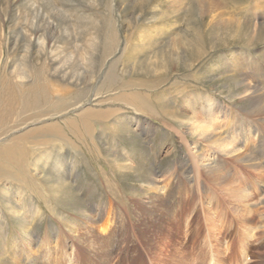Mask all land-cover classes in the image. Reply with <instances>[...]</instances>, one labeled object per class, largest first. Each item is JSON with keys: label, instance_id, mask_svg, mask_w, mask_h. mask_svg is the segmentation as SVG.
<instances>
[{"label": "rangeland", "instance_id": "374dc122", "mask_svg": "<svg viewBox=\"0 0 264 264\" xmlns=\"http://www.w3.org/2000/svg\"><path fill=\"white\" fill-rule=\"evenodd\" d=\"M254 1L220 0L217 18L204 13L207 0H0V87L14 98L0 144L23 145L30 172L0 159V264H264V204L259 215L254 207L249 240L231 200L220 195L208 207L226 191L190 148L183 119L191 118L167 113L175 99L207 91L223 105L238 99L221 60L232 51L252 76L264 75L255 50L264 13L255 33L236 25L254 22ZM85 110L94 117L83 139L76 119ZM41 128L63 138L52 142ZM29 130L34 138L21 139ZM249 144L264 153L259 137ZM223 163L225 184L244 188L236 173L245 166ZM246 176L259 195V174Z\"/></svg>", "mask_w": 264, "mask_h": 264}, {"label": "bare ground", "instance_id": "6f19581e", "mask_svg": "<svg viewBox=\"0 0 264 264\" xmlns=\"http://www.w3.org/2000/svg\"><path fill=\"white\" fill-rule=\"evenodd\" d=\"M207 2L209 4V6H211V7L208 8L207 5H206L205 9H204V13H207V14H209L211 16H214V17H217V18L220 15H223V14H221L218 11V8H219L218 4H219L220 0H207ZM225 2L228 4V0H225ZM179 6H181V5H178V7ZM251 8L253 10H252V13H249V15L250 16H255L254 22L253 21L249 22V21H246V20L243 21V20L240 19L241 21L240 20L237 21L236 25H237V27H242V28L244 26H246V27L247 26H251L249 28H252L253 32L255 33L256 31H258L257 29L261 28V26H259L257 18L262 13H264V0H255L254 1V5L252 3ZM249 10H250V8H249ZM252 25H254L255 27H253ZM244 29H246V28H244ZM261 34L262 33L260 32V35ZM254 39H256V38H254ZM259 42H261V41H259ZM259 42H255V43L257 44ZM255 43H253V44H255ZM175 45L177 46V43ZM255 50H256V56L258 58H263L264 59V46L262 48H256ZM229 52H231V51H229ZM242 55H243L242 52L232 51V57L229 60V62H227V58L221 57V60L225 62V64H224L225 68L227 69L228 73H230L231 85L234 86L235 89L238 90V94H237L238 99L231 100L229 102V105L228 104L227 105H223V104H221V103H224L222 101V99H220L219 97L213 96L212 93H210V92H208L206 90L207 92H205V94L203 96L202 95L201 96L190 95L189 97H184L183 101L182 102L179 101V103H177V100L175 99V101L171 102L172 106H167V107L171 108V110L168 111L167 113L172 115V116H175V120H177V121L178 120L181 121V119L178 118V115L179 116L182 115L184 117L189 116L191 118V119L189 118L191 121H189L188 119H183V120L186 121V125H183L185 127L184 132L187 134L185 137H186L187 140H190L191 143L193 142L192 143L193 146L190 145V148H192L193 152L197 155V161L200 163V166L202 167V169L204 171H206V173L208 174L210 180H214V181L215 180H220L217 185L222 186L224 188V190L226 191V194H219V195L215 194L214 192L213 193L211 192L212 195L209 197V200L207 201V203H208L207 206L211 207L212 204H214L216 201H219L218 198H219L220 195L223 198L226 197V199L228 198V200H231V201H229L232 204L230 206H232V208H235L234 211H236V213H238V216H239V218L241 220V223L243 224V236L246 237L245 238L246 240H249L251 238V233L255 232L253 230H255L256 227H257V226H254V223L253 224L250 223V219L253 218L254 215L256 214L255 213L256 211H255L254 207L255 206L257 207L258 205L264 204V175H263L264 168L262 166H260L261 165L260 160L263 159L262 161H264V158L263 157H259V156H264V153L262 154V153H258L257 152V150H258L257 148H259V146L256 149H255V147H250L251 144H249L247 146V143H249V142H251V143L253 142L254 143L256 141L257 137L260 138V141L262 143L261 144V148H262V145L264 146V75L261 78L252 76V74L247 69L244 68L245 67L244 66L245 59H243ZM112 76H113V74H112ZM178 80H179V78H178ZM153 83H154V81H153ZM182 84H185V83L182 82ZM176 85L177 84H175V87H176ZM2 86L0 87V129H2L3 131H8L4 127L8 124V119H9V117H11V114H13L12 113V110H13V108H12L13 107V101L12 100L14 98H11L13 96H11V97L7 96V91L5 90V86L4 85H2ZM181 86H183V85H181ZM185 87L182 88V89H180V86L178 87V89L181 90V95L182 96H185V95L188 94L187 90H185ZM187 87H188V85H187ZM168 89H171V88H168ZM171 93H169V94H171ZM169 94L168 93L167 94L164 93V95L166 97L165 98L166 102L171 101L169 99V96H168ZM141 96H144V95H141ZM183 103L185 105H187V108L189 106H192V105H194V106L198 105L199 106V104H200L201 105V109L199 111L195 107V108L192 109L193 112L188 111V110H191V109H188V110L184 111L182 109L183 108L182 106L184 105ZM237 103H239V104L245 103V105L244 106H239V105H237ZM148 111H149V109H148ZM78 117L79 118L76 119V124L79 123V124L83 125L84 132H83L82 136H83V139H84L85 137H88L89 134H91V130H92L91 126L88 124L89 122L86 123L88 121V120L86 121V119L87 118H91L92 119L94 117V114H93L92 111L85 110L82 114L80 113V116H78ZM181 122H182L181 124H185L184 121H181ZM76 124H75L74 120H71L70 122H67V125L69 127H72V126H74ZM52 129H54V128H52ZM41 131H42V128H41ZM55 131H57V133H56V135L58 136V137L56 136L57 138H55V135L46 134V131H44L46 135H49V139H50V137H53L52 142H54L56 140H59L60 138L61 139L63 138V136L60 133L62 131V130L60 131V128L59 129H55ZM77 131H78V129H77ZM34 132H35V130H34ZM44 132L42 131L40 133L44 134ZM73 132H74V130H73ZM31 134H32V131L27 132V133H23V136L21 137V139L25 140V139L31 138V140H32V138H34V137L31 136ZM77 134H79V133L77 132ZM231 135L232 136H234V135L238 136L239 140L232 139ZM35 136H36V134H35ZM16 141H17L16 139L12 140V141L11 140L10 141H4L5 142V143L3 142L4 144H0V159L3 162H5L6 164H8L9 166H12V167L16 168L15 169L16 172H18V170L19 171L21 170V172L24 173V174H25V172H26V174L30 173L29 172V168L27 169V162H26L29 157L27 156V159H25V162H24V153L22 151L23 150V148H22L23 145L22 146L20 145L21 147H19L18 145L16 146ZM20 143H23V142H20ZM200 143H201L202 147L204 148V151L198 153V148H199V144ZM24 148H25V146H24ZM26 154H27V152H26ZM229 157L235 158L239 165L243 164L245 166L246 171H240V172L236 173V174H238L240 176V178L238 177V180L241 183H243L244 188L236 185L235 183L233 184L231 182H227L225 184V181L227 180V178H225V176L220 177L221 175H225V174H223V169H225V170L227 169V167L223 163V158H228L229 159ZM34 166H36V165H34ZM56 166H58V163H57ZM33 170L35 172L36 169H33ZM248 171H254V172L259 174V177L257 179H254V183L256 185L259 184V186L262 187L263 190H260V192L258 191L259 195H257V196H254L251 193L250 187H249L251 185L248 184V186H245V184L248 181V176H246ZM228 172H229V170H228ZM4 174L6 175V170L0 169V177H2V175L4 176ZM27 175H29V174H27ZM19 183H20V181H19ZM157 190H158V188H157ZM219 191H221V193L224 192V191L222 192V190H219ZM235 202H236V204H235ZM230 203H228V204H230ZM256 210H257V214L259 215V213H260L259 212V208L257 207ZM253 211H255V212L252 214ZM257 214L255 215L256 217H257ZM209 215H207V216H209ZM262 218H264V214H262ZM215 224L216 223L213 220V223H212V226H211V227H215V229L213 231V236H215L216 239L218 241H220V237L216 234V230L218 231V229H217V225H215ZM245 245H249V242H246ZM246 253H247L246 250H244L243 259H241V260L245 259L246 255H247ZM218 255H220V254H218ZM219 259H221V258H219Z\"/></svg>", "mask_w": 264, "mask_h": 264}]
</instances>
